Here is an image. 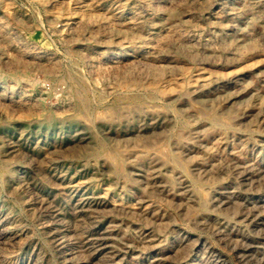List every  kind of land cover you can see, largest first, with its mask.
<instances>
[{"label": "rangeland", "instance_id": "obj_1", "mask_svg": "<svg viewBox=\"0 0 264 264\" xmlns=\"http://www.w3.org/2000/svg\"><path fill=\"white\" fill-rule=\"evenodd\" d=\"M0 264H264V0H0Z\"/></svg>", "mask_w": 264, "mask_h": 264}, {"label": "bare ground", "instance_id": "obj_2", "mask_svg": "<svg viewBox=\"0 0 264 264\" xmlns=\"http://www.w3.org/2000/svg\"><path fill=\"white\" fill-rule=\"evenodd\" d=\"M150 7V6H149ZM76 8H79V9H82L84 8V6L82 4H79V2H76ZM141 11H140V6L136 3V2H131V3H128L126 6L124 7H119L118 10H116V12L114 13V16H113V20L116 21V22H121L122 19L124 18H128L130 19L131 21H133L134 23L138 20L139 18V15H140ZM223 13V12H222ZM219 14V13H218ZM75 19V18H74ZM73 23H71L72 25ZM191 29V28H190ZM141 31V29H139ZM184 30V29H183ZM182 29H179V28H174L172 31H169L171 32L170 34L175 37V39H183V38H186L189 35V33L186 34V37L185 36V33L183 32ZM159 36V35H158ZM166 36V35H165ZM193 38V37H192ZM174 39V38H173ZM161 41V38L160 37H155L153 35H147L144 37V44L146 46H149V47H153L154 46L156 47ZM190 42V41H189ZM101 48V47H100ZM229 51V50H228ZM92 53L95 54L96 56V60H98V62H102V63H106V62H110V61H113L117 58H120L122 57L121 53L120 52H117V51H113V50H110V51H101L99 50L97 47L93 48L92 49ZM216 53V52H215ZM234 53V52H233ZM228 54V53H227ZM231 54V53H230ZM24 55V54H23ZM31 55L33 57H35L36 59H39V58H42V57H48L49 54L48 52L44 51V50H41L39 48H34L33 52L31 53ZM91 55V54H90ZM26 56V55H25ZM93 56V55H92ZM94 56V57H95ZM124 56V55H123ZM121 59V58H120ZM47 61V60H46ZM91 62V61H90ZM108 62V63H109ZM114 62V61H113ZM112 62V63H113ZM95 64V63H94ZM96 64H99V63H96ZM50 65V64H49ZM100 65V64H99ZM89 69H93L92 68V65L90 64L89 65ZM14 85V84H13ZM29 86V85H28ZM25 88H27V86H25ZM16 90V89H15ZM26 94V93H25ZM24 98V97H23ZM24 100V99H23ZM25 101V100H24ZM29 101V100H28ZM30 102V101H29ZM117 167H119V165H117ZM15 232V231H14ZM9 233V232H8ZM12 235V234H11ZM2 237V236H1ZM4 237V236H3ZM192 248V245L190 246ZM190 247H187L188 249ZM111 250H109L107 253L110 254V256H113L115 255V249L114 248H110ZM108 255V254H107ZM106 256V254H105Z\"/></svg>", "mask_w": 264, "mask_h": 264}]
</instances>
